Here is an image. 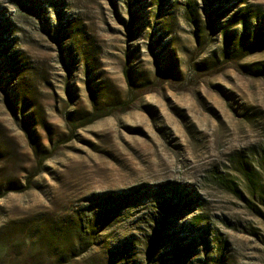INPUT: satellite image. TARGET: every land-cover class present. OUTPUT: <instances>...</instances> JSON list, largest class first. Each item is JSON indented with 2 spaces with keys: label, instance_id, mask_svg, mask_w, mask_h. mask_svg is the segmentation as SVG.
<instances>
[{
  "label": "rangeland",
  "instance_id": "rangeland-1",
  "mask_svg": "<svg viewBox=\"0 0 264 264\" xmlns=\"http://www.w3.org/2000/svg\"><path fill=\"white\" fill-rule=\"evenodd\" d=\"M257 26L264 0H0V264H264Z\"/></svg>",
  "mask_w": 264,
  "mask_h": 264
},
{
  "label": "trees",
  "instance_id": "trees-1",
  "mask_svg": "<svg viewBox=\"0 0 264 264\" xmlns=\"http://www.w3.org/2000/svg\"><path fill=\"white\" fill-rule=\"evenodd\" d=\"M240 17H241L242 22L245 24V26H247L249 21L247 20L246 14L245 13L241 14ZM235 20H236V18L232 19V21H235ZM228 23H230V20H228ZM234 34H235V31L234 30L229 31L227 29V25L224 27L223 35H224V37L226 39V44L228 46H235V45H231L233 43V41L231 39H233ZM252 36L254 37V40L251 41L250 37H252ZM241 39L242 40H240V43H239V46H238L239 48H243L244 46L252 47L255 44H257V42L264 40V37H263V34H262V30L260 29L259 26H257V29H256L254 34H251L247 30H245L243 36L241 37ZM263 68H264V66H263ZM161 206H162V209H164V211H168V209L171 207L170 204H167V206H164V205H161Z\"/></svg>",
  "mask_w": 264,
  "mask_h": 264
}]
</instances>
